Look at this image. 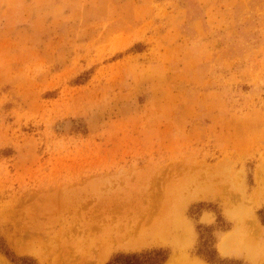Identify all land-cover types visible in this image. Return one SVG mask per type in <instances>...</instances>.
Listing matches in <instances>:
<instances>
[{"label":"rangeland","instance_id":"rangeland-1","mask_svg":"<svg viewBox=\"0 0 264 264\" xmlns=\"http://www.w3.org/2000/svg\"><path fill=\"white\" fill-rule=\"evenodd\" d=\"M161 215L178 229L158 241ZM209 235L221 259L264 264V0H0L6 247L36 264L152 248L208 264Z\"/></svg>","mask_w":264,"mask_h":264},{"label":"trees","instance_id":"trees-1","mask_svg":"<svg viewBox=\"0 0 264 264\" xmlns=\"http://www.w3.org/2000/svg\"><path fill=\"white\" fill-rule=\"evenodd\" d=\"M220 222L221 220L218 219ZM205 232L210 228L198 227ZM211 236L201 244L198 255L208 264H243L240 261L232 259H221L213 244H209ZM0 253L12 264H36L30 257H16L5 245L0 237ZM169 253L163 248H152L141 252L117 253L113 255L105 264H165L168 260Z\"/></svg>","mask_w":264,"mask_h":264},{"label":"bare ground","instance_id":"bare-ground-1","mask_svg":"<svg viewBox=\"0 0 264 264\" xmlns=\"http://www.w3.org/2000/svg\"><path fill=\"white\" fill-rule=\"evenodd\" d=\"M216 177V176H215ZM209 178V177H208ZM211 178H213V177H211ZM205 179V178H204ZM220 179H221V177H220ZM214 182H216V179H207V180H202V181H198V182H196L195 181V184H190V185H192L191 186V188H192V191H188V194H189V192H193L194 194H199V193H201V194H203V192H205V190H207V189H209V188H211L212 186H213V183ZM220 182H221V180H220ZM186 185V184H185ZM188 186V185H187ZM186 186V187H187ZM191 188H189V189H191ZM191 194V193H190ZM101 200V199H100ZM99 202V201H98ZM83 205V204H82ZM162 211H164V210H162ZM159 212H161V210L159 211ZM165 212V211H164ZM79 213V212H78ZM143 213V212H142ZM141 213V214H142ZM150 214L152 213V212H149ZM154 213V212H153ZM153 213H152V215H153ZM162 213V212H161ZM161 213H159V214H161ZM158 214V213H157ZM156 213L154 214L155 216L157 215ZM169 215V214H168ZM146 217L148 216V215H145ZM154 216V219H153V222H152V220H150L151 222H149V223H151V225L153 226H155V228H156V236L155 237H153V238H156L158 241L160 240V241H162L163 239H164V234H167V233H169L170 231H177V227L175 226V224H174V222L170 219V217H167V215H161V216H159V217H155ZM96 217V216H95ZM145 217V218H146ZM144 218V219H145ZM156 218V219H155ZM172 218V217H171ZM98 219V218H97ZM116 219H118V218H116ZM147 219V218H146ZM150 219H152V218H150ZM175 219V218H174ZM126 221V220H125ZM91 222V221H90ZM98 223L97 224H100V222H101V220L99 219L98 221H97ZM145 222V221H144ZM143 222V223H144ZM85 223H87V222H85L84 221V224L83 225H81V226H84L85 225ZM93 223V222H92ZM108 223V222H107ZM107 223H105L104 225L106 226V224ZM112 223V222H111ZM118 224L117 222H114V224ZM124 224H125V227H126V224L127 223H125V222H123ZM146 223H147V221H146ZM154 223V224H153ZM109 224V223H108ZM107 224V225H108ZM115 224V225H116ZM145 224V223H144ZM89 225V224H88ZM95 225V224H94ZM103 225V224H102ZM145 225H147V224H145ZM185 225V224H184ZM80 226V228H82ZM91 226V225H90ZM95 226H97V225H95ZM94 226V227H95ZM116 226H118V225H116ZM148 226H149V224H148ZM152 226H150V227H152ZM85 227L87 228V226L85 225ZM89 227V226H88ZM94 227H93V229H94ZM98 227V226H97ZM96 227V228H97ZM92 228V227H91ZM102 228H104V226H102ZM106 228V229H105ZM104 229L105 230H107V228H110V225H108L107 227H105ZM112 228L113 227H111V230L109 229V231H112ZM115 228V227H114ZM113 228V229H114ZM146 228V229H145ZM88 229H90V228H88ZM93 229H90V230H93ZM99 228H97V230H98ZM123 229H124V225H123ZM143 229V228H142ZM144 229L145 230H149V232H150V229L149 228H147V227H144ZM96 230V229H95ZM96 230V231H97ZM103 230V229H102ZM125 230V229H124ZM145 230H142V232L143 231H145ZM85 231V230H84ZM88 231L89 230H87V233H88ZM95 231V232H96ZM99 231H101V228L99 229ZM122 231V230H121ZM126 231V230H125ZM130 231V230H129ZM152 231V230H151ZM238 232H239V230H237ZM86 232V231H85ZM85 232H83V233H85ZM90 232V231H89ZM93 232V231H92ZM105 232V231H104ZM107 232H108V230H107ZM117 232H118V230H117ZM117 232H115L116 234H117ZM120 232V231H119ZM146 233H147V231H145ZM97 233V232H96ZM95 233V234H96ZM100 233V232H99ZM102 233H103V231L101 232V235H102ZM110 233V232H109ZM128 233V232H127ZM133 233H134V231H133ZM136 233V232H135ZM135 233H134V235H135ZM139 233V232H138ZM235 233V232H234ZM258 232L257 231H253L252 233H251V237L253 238V236H257V239H258V234H257ZM90 234V236L92 235L91 233H89ZM104 234V233H103ZM119 234V233H118ZM121 235H123V233H120ZM119 234V235H120ZM149 234H151V233H149ZM76 235V234H75ZM86 235V234H85ZM107 236H109L108 234H106ZM129 235V234H128ZM128 235L126 236V237H128ZM148 235V234H147ZM146 235V236H147ZM171 235V234H170ZM232 235V234H231ZM234 235H236V233L234 234ZM90 236H88V237H90ZM93 236L94 235H92L91 237L93 238ZM138 236H140V235H138ZM151 236V235H150ZM237 236V235H236ZM239 236H242V235H239ZM97 237V236H96ZM110 238H111V236H109ZM108 237V238H109ZM112 237L113 238H115L114 237V235H112ZM121 237V236H120ZM125 237V238H126ZM142 237V236H141ZM143 237H144V234H143ZM142 237V238H143ZM171 237V236H170ZM87 237H85V239H86ZM92 238H90V239H92ZM94 238H95V236H94ZM106 238V237H105ZM107 238V239H108ZM113 238H111V240L113 239ZM137 238V237H136ZM140 238V237H139ZM146 238V237H145ZM230 238H231V236H227V237H225V238H223L222 239V241L219 243V250L222 252V253H225L227 250H229L230 248H228L229 246H228V244H230ZM252 238H250V237H247V238H245V239H242V241L240 242V245H239V248L241 249V250H243V251H246L247 252V254H246V256H250L251 257V253H253L252 251H251V249H250V246L249 245H252V243H253V239ZM76 239V238H75ZM103 239V238H102ZM102 239H100V240H102ZM117 238H115L113 241H115ZM120 239V238H119ZM135 239V238H134ZM88 240V241H87ZM87 242H89L90 243V241H89V238H87ZM95 240L97 241L98 239L97 238H95ZM104 240V239H103ZM102 240V241H103ZM124 240V239H123ZM232 240V239H231ZM85 241V242H86ZM91 241H93V240H91ZM95 241V242H96ZM119 241V240H118ZM124 241H126V240H124ZM235 241V240H234ZM85 242L83 241V243L85 244ZM100 242V241H99ZM106 242V241H105ZM94 243V242H93ZM103 242H100V245L102 244ZM236 242H234L233 244H235ZM98 244V243H97ZM105 243H103V245H104ZM90 245V244H89ZM96 245V244H95ZM99 245V246H100ZM81 246H84V245H81ZM80 246V247H81ZM88 246V245H87ZM254 246V245H253ZM69 247V246H68ZM106 247V246H105ZM82 248V247H81ZM84 248V247H83ZM93 248V247H92ZM92 248H90V249H92ZM101 248H102V246H101ZM255 248V247H254ZM103 249V248H102ZM99 250V249H98ZM253 250H255V249H253ZM100 251V250H99ZM105 251V250H104ZM89 252V251H88ZM100 253V252H99ZM102 254H104V253H102ZM253 257H255V256H253ZM253 257H251L252 259H254Z\"/></svg>","mask_w":264,"mask_h":264}]
</instances>
